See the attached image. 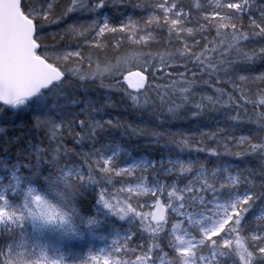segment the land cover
<instances>
[{"label":"snow or ice","instance_id":"6c2138e0","mask_svg":"<svg viewBox=\"0 0 264 264\" xmlns=\"http://www.w3.org/2000/svg\"><path fill=\"white\" fill-rule=\"evenodd\" d=\"M0 264H264V0H0Z\"/></svg>","mask_w":264,"mask_h":264}]
</instances>
